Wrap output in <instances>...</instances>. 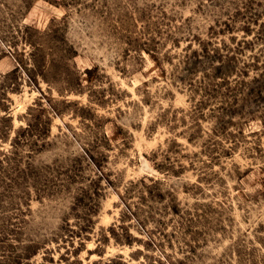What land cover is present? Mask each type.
<instances>
[{"label":"rangeland","instance_id":"1","mask_svg":"<svg viewBox=\"0 0 264 264\" xmlns=\"http://www.w3.org/2000/svg\"><path fill=\"white\" fill-rule=\"evenodd\" d=\"M259 73L264 0H0V264H264Z\"/></svg>","mask_w":264,"mask_h":264},{"label":"trees","instance_id":"2","mask_svg":"<svg viewBox=\"0 0 264 264\" xmlns=\"http://www.w3.org/2000/svg\"><path fill=\"white\" fill-rule=\"evenodd\" d=\"M264 74L259 73V76L254 77L250 81H246V88L249 87L246 90L247 94H262L263 93V87H264Z\"/></svg>","mask_w":264,"mask_h":264}]
</instances>
